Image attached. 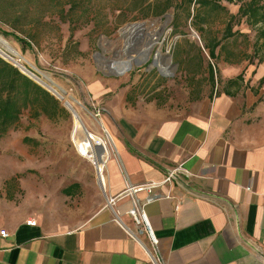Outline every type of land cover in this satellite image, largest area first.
<instances>
[{
    "label": "rangeland",
    "instance_id": "rangeland-1",
    "mask_svg": "<svg viewBox=\"0 0 264 264\" xmlns=\"http://www.w3.org/2000/svg\"><path fill=\"white\" fill-rule=\"evenodd\" d=\"M168 1L0 0V29L28 38L35 51H21L11 36L0 33L23 60L22 66L9 62L35 75L48 73L65 90L83 127L108 143L105 177L107 162L116 159L111 135L122 130V118L185 115L224 89L226 72L241 74L237 92L243 97L252 92L264 106V82L259 85L264 77V41L257 37L262 23L251 25L237 15L248 0H221L224 10L213 3L171 0L176 6L156 16ZM164 14L170 15L167 23ZM231 15L235 17L229 35L225 28ZM141 22L147 26L145 33H158V41L147 47L142 30L133 45L140 52L134 49L126 55L121 51V30ZM211 42L218 43L216 58L204 47ZM146 52L144 64L132 65L120 75H104L98 69L106 59L142 58ZM154 54L157 67L151 64ZM59 101L66 111H53L48 117L24 110L19 122L0 135V208L52 229L79 225L104 204L106 195L94 166L75 147V117ZM65 188L72 193L66 194Z\"/></svg>",
    "mask_w": 264,
    "mask_h": 264
},
{
    "label": "crops",
    "instance_id": "crops-1",
    "mask_svg": "<svg viewBox=\"0 0 264 264\" xmlns=\"http://www.w3.org/2000/svg\"><path fill=\"white\" fill-rule=\"evenodd\" d=\"M225 77L221 92L185 115L122 118L104 204L79 225L52 229L0 208V264H264V106L237 92L241 74ZM148 182L160 185L137 191L141 203L169 195L143 206L156 248L128 213L129 196L107 202Z\"/></svg>",
    "mask_w": 264,
    "mask_h": 264
},
{
    "label": "trees",
    "instance_id": "trees-1",
    "mask_svg": "<svg viewBox=\"0 0 264 264\" xmlns=\"http://www.w3.org/2000/svg\"><path fill=\"white\" fill-rule=\"evenodd\" d=\"M176 4L178 0H175ZM181 2H187L190 4L192 1L199 3L200 5H206L213 3L214 7H219L224 10L221 6V0H180ZM228 2L243 1V0H225ZM173 1L169 0L161 9L155 12L156 16L165 13L172 5L176 6ZM64 14V10L60 11V17ZM237 15L245 17L246 20L251 24L262 23L257 28V37L264 41V0H248L244 4L240 5ZM234 15H231L227 21L225 31L229 35L231 33V22L234 19ZM65 20V19H64ZM0 33L4 37L9 36L19 45L21 51L30 50L34 55L35 51L31 44V40L26 37H20L13 32H4L0 29ZM69 39L72 40L73 28H70ZM78 45L77 41L72 42ZM218 45L217 42H211L206 44L204 47L208 50L211 58H216L215 49ZM37 67H41L35 58ZM209 72L213 78L212 67L209 66ZM238 78L231 79L228 82L230 84L237 83ZM264 82V77L260 79L259 84ZM32 110L35 116L46 115L52 117L53 111H66L61 105L59 99L53 94L47 91L44 87L30 78L28 75L19 70L18 67L14 66L10 62L0 57V135L6 133L11 127L16 125L24 110ZM74 187H78V184H72ZM70 186V187H72ZM69 187V188H70ZM69 188H65L63 191L66 194H71L72 191Z\"/></svg>",
    "mask_w": 264,
    "mask_h": 264
},
{
    "label": "bare ground",
    "instance_id": "bare-ground-1",
    "mask_svg": "<svg viewBox=\"0 0 264 264\" xmlns=\"http://www.w3.org/2000/svg\"><path fill=\"white\" fill-rule=\"evenodd\" d=\"M140 28L143 30L144 33L147 31V26L145 24H143ZM130 32L131 30H129L127 27L121 30V38H123V40L124 39L128 40L127 41L128 44L132 42V40H130L128 37L130 36ZM146 36H147L146 42L148 44L147 47L149 48L158 41V33L156 34L148 33ZM3 49L11 53L14 56V59L10 57ZM0 54L6 57V59L9 58L8 60L11 59L10 61L14 60L16 63L22 66L23 60L20 57V55L11 46H9L1 36H0ZM133 58L134 57L131 56L129 60H127V64L130 63L132 65ZM37 77H38L37 78L38 81L41 82L47 89H49L56 97H58L59 100L63 101L64 105H66L68 108L74 109L71 102L68 100V97L66 96L65 90L61 88L59 85H57L49 75L42 73ZM73 115L75 117L74 135H73V141L75 143V147L80 155L90 160L91 164L94 166L96 170L97 183L99 184L101 189H104L106 188L104 167H105L106 159L108 158V143L104 141L99 135H96L95 133L92 132H89L90 133V137H89L84 132V128L81 125L77 113L74 112ZM80 133H84V135L81 137L79 136ZM95 142L104 145L106 147V150L103 152L97 151Z\"/></svg>",
    "mask_w": 264,
    "mask_h": 264
},
{
    "label": "water",
    "instance_id": "water-1",
    "mask_svg": "<svg viewBox=\"0 0 264 264\" xmlns=\"http://www.w3.org/2000/svg\"><path fill=\"white\" fill-rule=\"evenodd\" d=\"M164 17H165V23H167L170 19V15L169 14H164ZM143 24H145L144 22H141V23H137V24H132L131 26L127 27L129 30H131L130 32V37L129 39L132 40V42H130V44H128V40H125L124 39V44H123V47L121 49V51L126 54V55H129L130 52L132 50L135 49V47H133L134 45V41L137 40L141 34H137L139 33L142 29L140 28ZM163 27L160 28V30H162ZM124 29V28H123ZM5 41V40H4ZM6 42V41H5ZM7 43V42H6ZM8 44V43H7ZM9 45V44H8ZM10 46V45H9ZM137 51V49H135ZM119 52V51H118ZM118 52L115 54V57H119L118 56ZM137 52H140V51H137ZM156 54V53H155ZM155 54L152 58V61H151V64L153 66H156V58H155ZM0 57H2L3 59H5L6 61L9 62L8 59H6V57H4L3 55L0 54ZM149 58V54L148 52H146V54H144V56L142 58H133V64L134 66H141L142 64H144ZM129 60V58L127 59ZM127 60H108L106 59L105 62L107 63L105 66H98V69L102 72V74L104 75H120L122 74L123 72L129 70L131 68V64H127ZM126 64V65H125ZM16 66V65H14ZM17 67V66H16ZM33 68V67H31ZM105 69L107 71H105ZM159 69V68H158ZM20 71H22L23 73H25L26 75H28L30 78H32L34 81H36L38 84H40L42 87H44L47 91H49L51 94H53L49 89H47L41 82L38 81V75H35L34 72L28 70V69H25V68H19ZM160 71V69H159ZM161 72V71H160ZM37 73L39 75H41L42 73H40L39 71H37ZM44 74V73H43ZM47 75H49L48 73H45ZM163 74V73H162ZM50 76V75H49ZM54 95V94H53ZM55 96V95H54ZM56 97V96H55ZM58 99V97H56ZM66 106V105H65ZM67 107V106H66ZM68 108V107H67ZM73 114H74V109L72 108H68ZM81 122V120H80ZM81 125L83 126L82 122H81ZM84 128V127H83ZM84 132L90 137V133L88 130H86L84 128ZM95 145H96V148H97V151H100V152H103L106 150V147L102 144H99L98 142H95Z\"/></svg>",
    "mask_w": 264,
    "mask_h": 264
},
{
    "label": "built area",
    "instance_id": "built-area-1",
    "mask_svg": "<svg viewBox=\"0 0 264 264\" xmlns=\"http://www.w3.org/2000/svg\"><path fill=\"white\" fill-rule=\"evenodd\" d=\"M178 171H184V169L181 166H178L177 168L172 169L168 173V175L165 177L163 182L170 181L177 174ZM159 185H160V182H148V183L138 185V186H127V188L123 192H121L118 196L110 197L107 199L109 206L112 207L118 199H122L126 196L130 197V199L132 200V206L128 210V213L132 217L134 224L139 229V232L145 233L147 235L149 243H150L151 247H153V248H156L157 239L155 238L153 231L149 225V222L146 218L143 206L146 202H148L152 199H156V198H160V197H168L169 195L167 194V195L162 196L159 194H153V195L149 196L145 200L144 203H141L137 199V197H135V193L137 191H141V190H146L148 192H151L153 188L158 187ZM0 234L2 236H6L7 232L5 230H0ZM156 261H157V259H156Z\"/></svg>",
    "mask_w": 264,
    "mask_h": 264
}]
</instances>
